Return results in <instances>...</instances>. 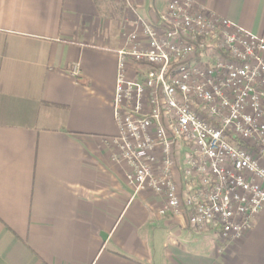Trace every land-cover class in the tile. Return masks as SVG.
<instances>
[{"label":"crops","instance_id":"0c3cea01","mask_svg":"<svg viewBox=\"0 0 264 264\" xmlns=\"http://www.w3.org/2000/svg\"><path fill=\"white\" fill-rule=\"evenodd\" d=\"M170 1L0 0V264H264V208L223 242L111 161L116 51ZM192 1L264 40V0Z\"/></svg>","mask_w":264,"mask_h":264},{"label":"built area","instance_id":"2783aa9c","mask_svg":"<svg viewBox=\"0 0 264 264\" xmlns=\"http://www.w3.org/2000/svg\"><path fill=\"white\" fill-rule=\"evenodd\" d=\"M123 38L111 161L161 197L160 216L239 239L264 208V40L192 0Z\"/></svg>","mask_w":264,"mask_h":264},{"label":"rangeland","instance_id":"374dc122","mask_svg":"<svg viewBox=\"0 0 264 264\" xmlns=\"http://www.w3.org/2000/svg\"><path fill=\"white\" fill-rule=\"evenodd\" d=\"M124 39V38H123Z\"/></svg>","mask_w":264,"mask_h":264}]
</instances>
